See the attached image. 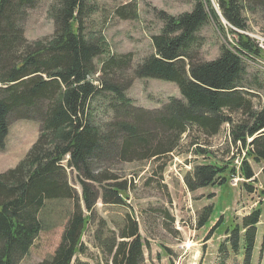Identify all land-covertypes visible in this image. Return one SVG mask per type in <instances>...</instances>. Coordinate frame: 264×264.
<instances>
[{"label":"trees","instance_id":"obj_1","mask_svg":"<svg viewBox=\"0 0 264 264\" xmlns=\"http://www.w3.org/2000/svg\"><path fill=\"white\" fill-rule=\"evenodd\" d=\"M37 2L0 0V151L10 121L39 123L38 137L23 159L0 173V264H19L56 226H62L59 242L39 264H71L85 249L82 236L98 200L125 204L127 181H119L112 169L119 163L158 162L186 149L206 162L185 173L187 189L216 187L221 203L222 194L231 198V179L253 178L248 159L264 164V101L254 103L257 95L245 81V60H264V53L242 34L249 30L247 14L264 15V0H193L192 10L178 16L154 10L163 27L151 37L153 54L131 75L124 72L131 69L130 55L108 56L95 65L107 48L102 39L83 33L86 0H54L53 34L29 42L22 21ZM116 15L136 18L125 7ZM210 21L223 36L230 31L233 43L204 61L197 33ZM134 78L174 83L180 97L156 110L136 107L126 96ZM101 100L108 120L96 118ZM226 124L228 143L238 156L245 151L238 171L234 158L223 163L210 151L209 140ZM67 169L76 173L81 196ZM204 212L198 227L207 228L218 215L211 207ZM261 217L260 208L239 223L219 217L215 230L228 240L220 249L237 252L243 264H250ZM96 239L111 264H144L138 225L130 214L124 215L117 237L99 232Z\"/></svg>","mask_w":264,"mask_h":264},{"label":"rangeland","instance_id":"obj_2","mask_svg":"<svg viewBox=\"0 0 264 264\" xmlns=\"http://www.w3.org/2000/svg\"><path fill=\"white\" fill-rule=\"evenodd\" d=\"M53 2L54 0H38L33 8L26 11L22 27L29 42L42 40L53 34L54 24L50 13ZM193 5V0H86L89 12L82 19L83 33L86 37L102 39L107 48L106 53L95 60V65L99 67L108 56L130 55L131 69L124 72L131 75L138 63L153 54L151 37L158 35L163 27L154 10L178 16L190 12ZM120 7L135 11L136 18H119L116 9ZM247 17L249 30L242 34L264 47V15L247 14ZM225 35L211 21L203 27L197 33L202 43L200 59L214 60L219 56L222 45L232 44L233 36L230 31ZM261 51L264 53V50ZM247 62L246 85L257 95L254 103L258 105L264 101V62L261 60L259 63L251 58ZM126 96L134 106L149 110L160 109L171 97H180L174 83L137 78L133 79ZM99 103L101 107L97 102V120H108L109 114L103 111L104 101ZM228 130L229 126H222L219 134L209 140L210 151L223 163L233 160L232 158L235 160L240 152L228 143ZM38 134L39 123L36 121H10L5 146L0 151V173L14 168L23 159ZM180 152L179 155L172 154L158 162L119 163L112 168L119 176V181H127L125 204L105 205L98 200L82 236L85 249L81 255L73 258L71 264H111L110 259L103 255L96 237L99 232L104 236L113 233L117 237L125 214H130L137 222L143 243L144 264H243L239 253L220 249V245L226 244L228 240L219 230H215L214 224L219 221V217L239 223L241 218L258 208L262 211V217L250 264H264V164L248 159L254 173L253 178L231 183V198L222 194L224 202L221 203V193L216 187L194 192L187 189L183 180L185 173L192 165L206 162L202 157L188 154L186 149ZM242 155L243 151L239 155L240 159L243 158ZM159 167L163 168L162 175L158 174ZM67 172L69 183L81 196L80 186L75 179L76 173L70 169ZM243 184L250 185L252 191L246 190ZM208 207L221 215L217 214V219L210 221L207 228L198 227V220ZM61 232L62 226H56L51 232L40 236L30 253L19 264H39L51 255Z\"/></svg>","mask_w":264,"mask_h":264},{"label":"built area","instance_id":"obj_3","mask_svg":"<svg viewBox=\"0 0 264 264\" xmlns=\"http://www.w3.org/2000/svg\"><path fill=\"white\" fill-rule=\"evenodd\" d=\"M256 43V42H255ZM256 45H257V47L260 49V50H264V47L263 46H261L259 43H256ZM252 59V58H251ZM252 60H255V61H259V63H261V60L260 59H258V58H254V59H252ZM227 127H228V125H226ZM245 155V151H243V155H242V157ZM240 158H239V156L234 160V163L236 164V165H239L240 164ZM234 181H237V180H234Z\"/></svg>","mask_w":264,"mask_h":264},{"label":"bare ground","instance_id":"obj_4","mask_svg":"<svg viewBox=\"0 0 264 264\" xmlns=\"http://www.w3.org/2000/svg\"><path fill=\"white\" fill-rule=\"evenodd\" d=\"M239 144V143H238Z\"/></svg>","mask_w":264,"mask_h":264}]
</instances>
